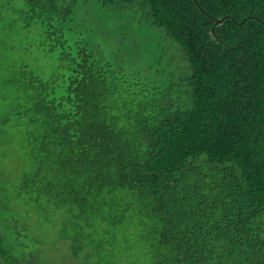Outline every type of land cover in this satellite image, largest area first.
<instances>
[{"label": "trees", "instance_id": "trees-1", "mask_svg": "<svg viewBox=\"0 0 264 264\" xmlns=\"http://www.w3.org/2000/svg\"><path fill=\"white\" fill-rule=\"evenodd\" d=\"M18 16L60 65L0 92V264H264V0Z\"/></svg>", "mask_w": 264, "mask_h": 264}, {"label": "rangeland", "instance_id": "rangeland-1", "mask_svg": "<svg viewBox=\"0 0 264 264\" xmlns=\"http://www.w3.org/2000/svg\"><path fill=\"white\" fill-rule=\"evenodd\" d=\"M24 0H0V92L4 93L3 87L6 79L14 75L16 68L26 65L28 69L42 77L51 75L59 71V55H48L41 43H38L39 30L35 27L25 28L23 21L18 16V10L23 6ZM7 25V26H5ZM138 26L136 25L135 28ZM140 33L147 37L146 45H142L148 51L147 58L155 59L157 53L165 50V39L157 44L156 39L151 33L141 28ZM70 39V33L67 36ZM105 45H118L115 39L102 41ZM73 43V41L71 42ZM170 45V50L166 48L162 61L168 55H173L171 47L175 46L180 50L176 43ZM124 45V44H122ZM175 51V50H174ZM155 53V54H154ZM175 64L168 65L171 68ZM171 67V68H170ZM170 75L168 78L171 79ZM7 100H0V109L4 107ZM66 250L62 248V254L57 257V263L68 264Z\"/></svg>", "mask_w": 264, "mask_h": 264}]
</instances>
